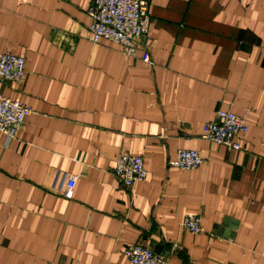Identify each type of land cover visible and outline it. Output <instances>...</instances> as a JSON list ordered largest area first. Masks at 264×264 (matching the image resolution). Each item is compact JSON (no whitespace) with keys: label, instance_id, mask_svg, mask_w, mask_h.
<instances>
[{"label":"crops","instance_id":"1","mask_svg":"<svg viewBox=\"0 0 264 264\" xmlns=\"http://www.w3.org/2000/svg\"><path fill=\"white\" fill-rule=\"evenodd\" d=\"M91 3L0 0V54L25 59L0 90L31 109L0 133V264H132L133 243L165 264H264V0H148L149 63L141 41L127 57L91 40ZM220 109L245 120L238 150L202 137ZM181 148L204 162L170 166ZM120 154L144 180L120 184Z\"/></svg>","mask_w":264,"mask_h":264},{"label":"built area","instance_id":"2","mask_svg":"<svg viewBox=\"0 0 264 264\" xmlns=\"http://www.w3.org/2000/svg\"><path fill=\"white\" fill-rule=\"evenodd\" d=\"M90 16L88 30L93 42L104 38L119 44L125 56H135L136 44L141 41L145 46L141 55L143 62H150L147 47L150 43L148 0H92L87 9ZM25 72L23 56L2 52L0 54V80L19 83ZM31 112L19 98H10L0 90V133L7 140L16 137L25 117ZM247 131L245 120L229 110H217L214 118L203 126L202 137L226 148H241L239 136ZM204 162L200 152L192 148L177 150L176 157L169 165L180 169H194ZM114 173L122 186L130 187L143 180L146 169L141 156L120 154L115 163ZM70 187L74 180H70ZM182 227L192 234L204 230L201 216L197 213L186 214ZM123 254L132 264H165L164 255L154 252L149 246L133 243L123 249Z\"/></svg>","mask_w":264,"mask_h":264},{"label":"bare ground","instance_id":"3","mask_svg":"<svg viewBox=\"0 0 264 264\" xmlns=\"http://www.w3.org/2000/svg\"><path fill=\"white\" fill-rule=\"evenodd\" d=\"M144 179H145V178H144ZM144 179H143V180H144ZM139 181H141V180H139ZM136 182H137V181H136Z\"/></svg>","mask_w":264,"mask_h":264}]
</instances>
